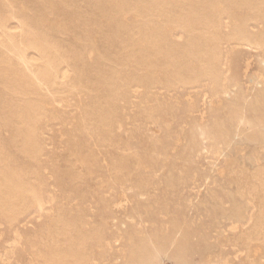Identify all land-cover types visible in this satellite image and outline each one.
<instances>
[{"label": "rangeland", "instance_id": "374dc122", "mask_svg": "<svg viewBox=\"0 0 264 264\" xmlns=\"http://www.w3.org/2000/svg\"><path fill=\"white\" fill-rule=\"evenodd\" d=\"M51 1L35 7L43 11L48 36L83 48L90 77L114 68L113 87L100 82L94 91L46 100L35 124L40 153L34 161L16 151L0 119V161L21 171L35 190L20 212L0 215V264H42L35 255L53 249L67 253L63 264H247L241 236L257 208L243 198L239 220L229 217L228 208L232 168L255 150L235 133L238 126L246 130L244 119L254 118L250 105L264 101V83L257 85L264 82V48L231 33L241 29L264 38V6L249 12L224 2L213 9L216 26L200 33L179 18L182 7L175 0H166L171 6L156 19L155 42H133L150 54L158 51L172 66L192 69L194 82L182 83L172 67H150L140 79H134L132 63L115 68L103 59L98 30L79 15L87 7ZM13 8L25 9L33 21V7ZM133 19L125 16L127 24ZM18 26L16 19L7 24L17 34ZM202 48L217 56L209 71L201 67ZM24 56L41 62L36 49ZM61 60L57 81L65 84L72 72ZM96 61L103 62L100 69ZM4 93L17 100L0 86V98ZM104 112L107 126L98 120Z\"/></svg>", "mask_w": 264, "mask_h": 264}, {"label": "bare ground", "instance_id": "6f19581e", "mask_svg": "<svg viewBox=\"0 0 264 264\" xmlns=\"http://www.w3.org/2000/svg\"><path fill=\"white\" fill-rule=\"evenodd\" d=\"M20 2L21 4L15 0L13 2L11 0L0 1V86L17 97L14 101L4 93L0 98V119L5 126L10 128L16 151L34 161L40 153L34 133L35 124L43 114L45 101H53L58 95L74 91H94L95 86L100 82L106 87H113L114 68L107 73L100 72L96 77H90L87 73L88 63L83 48L61 45L47 34L48 28L44 24L43 11L35 7H46L53 1L20 0ZM224 2L232 7H245L249 12H257L260 7L264 6V0L174 1L176 6L182 7L178 15L182 21H188L189 31L200 33L211 26H216L217 14L213 12V9L219 10ZM60 5L77 9L87 7L77 12L80 17L85 18V22H90L98 30L104 49V61L113 63L115 68H125L129 63L134 64L136 66L134 79H140L150 67H157L161 70L172 67V73L177 81L194 82L196 74L192 69L172 66L167 57H162L158 51L150 54L140 47L137 41L133 42L135 38H143L150 44L155 42L158 37L156 19L161 17L167 7L171 6L166 0H87L86 2L77 0L75 3H72V0H60ZM13 7H33L30 9L34 13L33 21L27 17L25 9L16 12ZM129 13H132L134 18L131 25L125 21V16ZM12 19L18 21L19 34L7 27ZM231 37L264 48V38H257L244 30H234ZM29 48L40 52V63L26 60L24 53ZM199 55L201 67L204 71H209L212 60H216L217 56L214 57L204 48L199 51ZM60 60L61 64L62 61L68 60L72 72L71 80L65 84L57 81V68L59 67L57 65L58 62L60 64ZM102 65V61H96L93 66L100 69ZM60 77H65V75ZM263 83L261 79L257 85ZM31 96L36 100H30ZM250 108L254 118L244 119L246 130L238 126L235 138L238 141H245L249 149L255 148V150L253 154L248 151L244 160L239 161L234 168L231 167L234 174L232 183L235 189L230 192L231 204L228 213L229 217L234 220L242 219L244 216L242 199L246 198L247 203L250 204L255 203L257 212L254 214L251 228L244 232L241 238L247 248V264H264V101L251 104ZM98 120L100 124L107 126L109 122L107 113H102ZM0 162V215L11 217L18 211L20 212L30 197L34 195L35 190L26 178L21 176V171L14 168L8 169L2 161ZM66 233L65 231L63 234L66 235ZM253 243L257 244L258 251L252 250ZM35 256L43 261L42 264H63L68 257L65 251L59 249L37 253Z\"/></svg>", "mask_w": 264, "mask_h": 264}]
</instances>
